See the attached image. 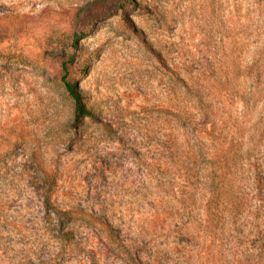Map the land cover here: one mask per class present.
I'll list each match as a JSON object with an SVG mask.
<instances>
[{
  "label": "rangeland",
  "instance_id": "374dc122",
  "mask_svg": "<svg viewBox=\"0 0 264 264\" xmlns=\"http://www.w3.org/2000/svg\"><path fill=\"white\" fill-rule=\"evenodd\" d=\"M237 5L250 18L248 0H0V264L198 263L181 187L157 184L180 172L156 111L170 68L220 59ZM63 64L99 114L78 131ZM49 191L72 242L45 216Z\"/></svg>",
  "mask_w": 264,
  "mask_h": 264
},
{
  "label": "trees",
  "instance_id": "16d2710c",
  "mask_svg": "<svg viewBox=\"0 0 264 264\" xmlns=\"http://www.w3.org/2000/svg\"><path fill=\"white\" fill-rule=\"evenodd\" d=\"M249 2L264 5L248 0L250 18L236 6L229 34L223 27L216 63L207 58L203 69L196 61L170 68L169 106L156 111V125L162 120L165 132L157 129L154 138L180 172V178L157 184L181 187V220L189 242H199L189 256L197 264H231L229 258L264 264V6L254 18ZM63 69L78 131L87 121H99V114L88 106L79 83L68 80L67 64ZM52 195H44L45 216L56 239L72 242V212Z\"/></svg>",
  "mask_w": 264,
  "mask_h": 264
}]
</instances>
